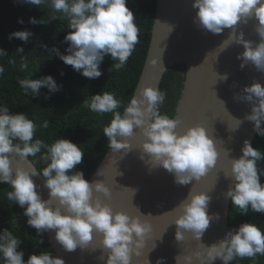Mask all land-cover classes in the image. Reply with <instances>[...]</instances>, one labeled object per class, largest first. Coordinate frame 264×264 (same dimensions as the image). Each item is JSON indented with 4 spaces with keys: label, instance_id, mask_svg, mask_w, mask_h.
I'll use <instances>...</instances> for the list:
<instances>
[{
    "label": "clouds",
    "instance_id": "1",
    "mask_svg": "<svg viewBox=\"0 0 264 264\" xmlns=\"http://www.w3.org/2000/svg\"><path fill=\"white\" fill-rule=\"evenodd\" d=\"M23 2L39 6L45 0ZM50 5L54 13L51 19H56L55 13H62L71 29L64 37L69 42L67 54L55 47L51 51L84 77H100V65L109 54L113 61H118L110 70L113 67L120 69L139 42L140 30L127 0H50ZM192 8L197 10L193 20L199 28L213 34H220L225 28L232 29L220 49L233 42L243 45L244 51L237 57L242 61L241 68L251 63L258 71L264 72V0H193ZM252 18L258 21L255 25V32L260 37L258 43L245 39L243 30L237 32L236 28ZM18 22L22 24L23 19ZM29 22L45 23L35 17H30ZM31 35L30 30H17L9 34V39L15 37L27 42ZM16 51L23 53L24 49L18 47ZM6 53L0 49V55ZM3 71L0 66V74ZM222 79L226 80L227 75ZM18 83L33 96H39L42 87H47L50 93L60 88L51 74L39 79H21ZM165 95L157 87H144L139 97H132L123 113L115 111L114 118L103 131L113 151L123 149L128 152L132 149L128 137L134 134V129H141L145 137L141 159L146 154L154 166H162L173 173L177 184L187 185L194 178L199 180L216 165L219 152L203 125L188 127L182 134L176 131L179 121L159 110ZM235 98L251 103V113L244 119L254 122L256 133L264 136V85L254 80L243 88L242 95ZM119 106L120 101L107 91L94 94L89 104L90 109L98 113L114 112ZM47 126L45 121L43 127ZM36 127L25 112L13 113L7 106H0V183L11 185L7 198L24 209L28 225L38 233L55 230L56 241L66 251L87 248L95 231L103 234V245L108 250L106 264H131L133 252L141 255L146 234L152 230L151 222L142 220L141 216L150 214L131 216L125 211H114L99 196L93 199L94 190L107 196L110 188L103 181L89 182L82 170H75L84 156L80 145L63 137L51 145L41 139L33 141ZM14 140L20 144L14 145ZM42 148L46 153L41 159L48 162L42 170L47 178L44 186L49 189L48 199H43L37 191L35 168L24 167L18 162L13 170L10 156L15 151L21 159H26L40 153ZM261 160H264V153L246 139L242 155L231 161V177L235 183L224 195L231 198L242 215L247 214L249 207L255 213L264 214V183L261 182L264 171L257 167ZM211 199L207 192L191 189L177 205L182 210L175 220L177 241L184 239V230L191 231L200 240L210 222L219 220V213L209 215ZM54 200H58L55 206ZM20 244L21 239L8 228L0 232V255L5 264H65L63 257L54 256L50 251L33 253L25 261L24 252L18 251ZM257 254L264 255V230L253 222H244L238 229L228 231L219 242L205 246V253H195L197 258L202 257L200 264H212L218 258L223 264H230L237 257L251 258ZM163 259L158 258L156 264H162ZM184 259L186 264H192V256ZM147 264H150L148 259Z\"/></svg>",
    "mask_w": 264,
    "mask_h": 264
},
{
    "label": "water",
    "instance_id": "2",
    "mask_svg": "<svg viewBox=\"0 0 264 264\" xmlns=\"http://www.w3.org/2000/svg\"><path fill=\"white\" fill-rule=\"evenodd\" d=\"M192 2L158 0L148 54L133 96L139 97L142 89L149 85L160 90L165 72L182 64L185 85L173 116L179 121L176 131L182 134L188 127L203 125L215 141L219 156L216 165L199 180L194 178L187 185H179L173 173L162 166H154L146 154L141 159L145 139L141 129H134V134L128 137L131 151H113L109 147L89 182L103 181L110 188V195L94 190L93 199L99 196L114 211H125L131 216L150 214L141 216V219L152 224L141 255L133 252L131 264H147V259L150 264H156L161 257L164 258L162 264H186V256H192V264H200L202 257L197 258L195 253H205V246L219 242L234 229L229 226L232 200L224 195L235 183L231 177V161L242 155L244 141L247 139L253 144L257 135L254 122L244 119L251 113V103L235 97L242 95L243 88L254 80L264 85V72L258 71L251 63L241 68L242 61L237 57L244 51L243 45L233 42L221 50L232 29L225 28L222 33L213 34L199 28L193 20L197 10L192 8ZM256 23L258 21L254 18L247 24L240 23L236 26L237 32L243 30L245 39L258 43L260 37L255 32ZM154 60L157 63H153ZM225 74L226 80L222 79ZM10 156L13 170L18 162L24 167L35 168L37 191L43 199H48L49 189L44 186L47 178L32 159H21L15 151ZM191 189L207 192L212 197L209 215L219 213L220 218L210 222L200 240L191 231L184 230V239L177 241L175 220L182 214L177 205ZM57 203L58 200H54L53 206ZM45 232L56 256L63 257L65 264H106L108 250L104 248L102 233L94 231L87 248L77 247L68 252L56 241L55 230ZM212 264H223V261L218 258Z\"/></svg>",
    "mask_w": 264,
    "mask_h": 264
},
{
    "label": "trees",
    "instance_id": "3",
    "mask_svg": "<svg viewBox=\"0 0 264 264\" xmlns=\"http://www.w3.org/2000/svg\"><path fill=\"white\" fill-rule=\"evenodd\" d=\"M127 5L136 16L135 22L140 30L139 42L123 67H113L111 71L112 65L118 61H113L110 54L106 55L100 65L102 75L89 79L66 65L51 51L55 47L67 54L69 42L64 37L71 29L62 13H55L56 19H51L54 13L50 0H45L39 6L23 0H0V49L7 51L0 55V66L4 69L0 74V106H7L13 113L25 112L35 122L37 127L33 141L41 139L51 145L63 137L79 144L84 156L75 170H82L88 180L109 149L104 128L114 118L115 111L123 113L134 95L152 38L158 0H127ZM30 17L43 19L45 23L32 24L29 22ZM20 19H23L22 24L18 22ZM17 30H30L32 35L27 42L15 37L9 39V34ZM18 47H23L24 52H17ZM49 74L60 86L56 92L50 93L47 87H42L40 95L33 96L18 83L21 79H39ZM184 81L185 67L182 64L172 66L165 72L160 86V91L166 93L159 109L161 114L173 118ZM105 91L113 93L120 101V106L109 113L92 111L89 107L92 96ZM45 121L48 122L46 128L43 127ZM13 144H20V141L14 140ZM252 145L264 153V136L257 134ZM45 153L46 149L42 148L40 153L29 156L41 172L48 163L41 159ZM257 167L264 171V160L258 161ZM261 182L264 183V176H261ZM11 190V185L0 183V232L8 228L21 239L18 251L24 252L25 261L31 254L41 251H50L56 256L47 233H38L29 226L24 209L7 198ZM240 212L231 201L230 227L238 229L244 222H253L264 230V214L253 212L250 207L246 215ZM0 264H5L2 255ZM230 264H264V255L237 257Z\"/></svg>",
    "mask_w": 264,
    "mask_h": 264
}]
</instances>
